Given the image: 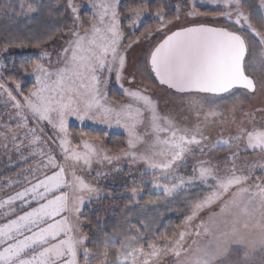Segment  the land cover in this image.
<instances>
[{
	"label": "snow or ice",
	"instance_id": "1",
	"mask_svg": "<svg viewBox=\"0 0 264 264\" xmlns=\"http://www.w3.org/2000/svg\"><path fill=\"white\" fill-rule=\"evenodd\" d=\"M0 15L24 20L0 40L13 169L0 176V264H264V104L251 105L264 94V0H0ZM113 129L122 143H105ZM115 177L118 190L102 183ZM105 201L111 231L90 215ZM161 206L184 208L181 223L165 227Z\"/></svg>",
	"mask_w": 264,
	"mask_h": 264
},
{
	"label": "rangeland",
	"instance_id": "2",
	"mask_svg": "<svg viewBox=\"0 0 264 264\" xmlns=\"http://www.w3.org/2000/svg\"><path fill=\"white\" fill-rule=\"evenodd\" d=\"M129 1L134 2L135 0H129ZM165 2H168V0H165ZM170 2L174 4L176 0H170ZM207 19H209V22H210V18H207ZM147 27H153V28L155 27V23L151 17L146 18V21L144 23V28H147ZM140 31H143V28L140 29ZM137 35H139V32H137ZM158 35L159 34L154 35L152 37V40L155 41L156 39H158ZM56 43H58V40L50 44H56ZM146 46H147V41H144L142 39L141 43L139 45H136L134 49L130 51L129 53L130 63L128 67L129 74H131V72L135 69L136 64L142 60L141 53L146 48ZM9 52L13 58H16V56H20V55H22L23 57H27L29 55V51L26 49L24 50L18 49L14 52L9 50ZM32 52L35 55L38 52V49L33 50ZM136 79H137V84H139L140 83L139 76H137ZM125 87H128V84L126 82H125ZM109 95L116 97L118 99H123L122 90L119 88V86L115 82H113L109 86ZM154 95L157 98L159 102V106L163 112L172 113L176 116L178 120L183 122L181 118L185 113L181 112L182 104L179 101L170 97L166 92H162L159 90H155ZM261 104H264V94L259 96L257 99L251 101L252 106H259ZM225 114L227 115V113ZM86 129L95 130L96 135H103L106 131H108L103 125H91L90 124L87 126ZM77 130H79L78 127H77ZM114 141L118 143L123 142V134L119 132V130H116V129L111 130V133L109 134L108 138L105 140V143L111 145ZM12 173H13V169L11 165L8 163L7 157L0 155V176H8V175H12ZM121 181H122L121 177H115V178H110L108 181L102 182V183H106L108 187L111 189L118 190L120 187ZM107 202L108 201H105L103 203H107ZM97 205H101V204H96L95 207H98ZM92 209H94V207Z\"/></svg>",
	"mask_w": 264,
	"mask_h": 264
},
{
	"label": "trees",
	"instance_id": "3",
	"mask_svg": "<svg viewBox=\"0 0 264 264\" xmlns=\"http://www.w3.org/2000/svg\"><path fill=\"white\" fill-rule=\"evenodd\" d=\"M134 2H130L129 0H123L122 4L127 5V4H131ZM157 2H158V0H157ZM246 2L248 5L255 6V7H258V5H259V0H246ZM23 24H24V20L21 19L18 21V23L16 25L9 26L10 22L8 21V19L6 17H4L3 15H0V40H3V38H4L6 26H9L8 31H15V29L20 28ZM22 34L27 36V35L39 34V33H38L36 27L33 26V33H28L27 31H24ZM57 40H58V37H57V39L50 41V43L56 42ZM16 50H18V49H10V51H12V52H14ZM26 50L29 51V55L27 57L30 58L34 55L32 51L36 50V49L30 48V49H26ZM22 57H23L22 55L16 56L15 59L19 60ZM85 130L91 131V129H85ZM94 134H95V131H94ZM108 204H109V202L102 203L101 205H97L98 207H94V209L91 210L90 215L92 216L93 223H94L97 210H99V214H100L101 218L109 220L107 230L111 231V226H112L113 221L111 220V213H110ZM161 211L163 212V216L161 217V223L165 227H168L169 229H171L175 225L181 223V217L184 214L185 209L182 207H177V206H173L169 209H165L163 206H161ZM85 231H87V227L85 228Z\"/></svg>",
	"mask_w": 264,
	"mask_h": 264
}]
</instances>
